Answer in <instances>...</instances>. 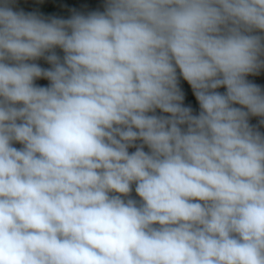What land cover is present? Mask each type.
<instances>
[{
    "label": "clouds",
    "instance_id": "obj_1",
    "mask_svg": "<svg viewBox=\"0 0 264 264\" xmlns=\"http://www.w3.org/2000/svg\"><path fill=\"white\" fill-rule=\"evenodd\" d=\"M13 2L0 264H264V133L249 123L264 125V90L246 78L264 69V0H105L68 19Z\"/></svg>",
    "mask_w": 264,
    "mask_h": 264
},
{
    "label": "rangeland",
    "instance_id": "obj_2",
    "mask_svg": "<svg viewBox=\"0 0 264 264\" xmlns=\"http://www.w3.org/2000/svg\"><path fill=\"white\" fill-rule=\"evenodd\" d=\"M33 1L38 4L46 19L50 18H70L74 12L87 14L92 11H103L105 0H14L12 8L14 11H24L25 13H32ZM42 68L51 67L43 58L35 61ZM253 83L263 84L264 83V69H261L258 75H249L246 77ZM36 83L41 86H47L49 83L47 80L40 79ZM262 88V87H261ZM264 90V88L262 89ZM186 101V102H185ZM185 102V103H184ZM183 104L186 107H191L193 114H198L200 109L197 103H192V100H184ZM157 115H161L159 110L156 112ZM139 143V142H137ZM15 147L19 148L21 145L15 144ZM145 146V151H147ZM130 152L135 151V148L129 149Z\"/></svg>",
    "mask_w": 264,
    "mask_h": 264
},
{
    "label": "crops",
    "instance_id": "obj_3",
    "mask_svg": "<svg viewBox=\"0 0 264 264\" xmlns=\"http://www.w3.org/2000/svg\"><path fill=\"white\" fill-rule=\"evenodd\" d=\"M177 72H178V76H179V70H177ZM255 84H257L260 87H262L261 89L264 88V83L263 84L255 83ZM179 87L181 88V90L184 93V96H185L184 100H189L190 99V100H192V103H197V106L199 107V103L196 100V98H195V96H194V94L192 92V89H191L190 85L186 81H184L182 77L179 78ZM216 91H219V92L223 93V92L226 91V89L223 88V87H221V88L217 89ZM260 119H262V118L261 117H250L249 118V123L251 125L257 126L258 127V130L261 133H264V125H260L259 124Z\"/></svg>",
    "mask_w": 264,
    "mask_h": 264
},
{
    "label": "trees",
    "instance_id": "obj_4",
    "mask_svg": "<svg viewBox=\"0 0 264 264\" xmlns=\"http://www.w3.org/2000/svg\"><path fill=\"white\" fill-rule=\"evenodd\" d=\"M32 13H35V14L41 16L42 18L46 19L45 16H44V13L42 12V10H41L40 7L38 6V4H36L35 1H33ZM55 51L57 52L58 55L63 56V52H62V50H60V49L57 48ZM131 195H132V197H134V198H136V199H139V197L136 196L134 190H133V192L131 193Z\"/></svg>",
    "mask_w": 264,
    "mask_h": 264
},
{
    "label": "built area",
    "instance_id": "obj_5",
    "mask_svg": "<svg viewBox=\"0 0 264 264\" xmlns=\"http://www.w3.org/2000/svg\"><path fill=\"white\" fill-rule=\"evenodd\" d=\"M234 106H236V107H241L240 105H234ZM159 112H160V111H159ZM160 114H161V115H169V114L161 113V112H160Z\"/></svg>",
    "mask_w": 264,
    "mask_h": 264
}]
</instances>
